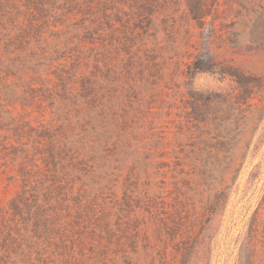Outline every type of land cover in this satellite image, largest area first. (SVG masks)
Wrapping results in <instances>:
<instances>
[{"label": "trees", "instance_id": "trees-1", "mask_svg": "<svg viewBox=\"0 0 264 264\" xmlns=\"http://www.w3.org/2000/svg\"><path fill=\"white\" fill-rule=\"evenodd\" d=\"M220 6L0 0V179L18 186L0 207V264H214L205 219L226 207V175L241 173L264 115V76L231 68L235 94L193 83L204 56L219 62L209 42ZM168 54L175 69L164 82ZM169 93L186 105L177 126ZM173 124L177 148L191 141L199 182L222 175L223 190L201 208L166 195L169 169L182 160L168 156ZM262 221L247 264H264Z\"/></svg>", "mask_w": 264, "mask_h": 264}, {"label": "rangeland", "instance_id": "rangeland-1", "mask_svg": "<svg viewBox=\"0 0 264 264\" xmlns=\"http://www.w3.org/2000/svg\"><path fill=\"white\" fill-rule=\"evenodd\" d=\"M243 4L247 8H243ZM216 19L219 33L216 40L209 42V46L212 49L210 54L218 56L219 62L216 66H210L209 54L204 56L203 62H206L204 66L207 69L204 72L193 73V83L202 91L235 94L239 91L238 85L233 77L225 73L231 68H237L247 75L264 76V0H221ZM208 20L210 21L211 17ZM172 57V54L167 55V58H171V63L166 71L164 82L169 81L175 69ZM188 71L190 72L189 68ZM158 93L156 92L157 95ZM168 96L167 100L171 106L174 105V108L170 110L172 114L170 117L177 126L182 119L177 118L176 115L182 114L186 106L185 101L181 98L175 101V96L170 93ZM168 96L164 94L162 98L166 99ZM160 101L161 99L159 104ZM164 106L163 104L162 107ZM154 112L159 113L160 109L156 108ZM260 117L263 118L262 125L255 135L244 168L240 174H236L235 168L226 175L230 188L226 207L224 205L215 215L205 219L207 225L213 228L214 264H247L246 257L255 235L253 230L259 223L262 226V219L264 220V115L258 114L256 121ZM146 122L145 127L148 129L152 118H148ZM175 132L177 133L178 129L174 127V124L165 132L172 143L168 156L174 157L176 152H181L179 156L182 160L177 166L174 165L169 169L165 180L167 185L164 186L168 191L166 195H170L168 198L170 203L182 201L191 208L192 202H196L201 208L213 201L217 193L223 190L224 186L219 182L222 175L216 172L217 179L212 180L209 177L207 181H204L202 176V182H199L201 177L197 178L192 173L194 163L190 159L191 141L185 139L181 141L183 148H177L179 144H173L174 140H172L175 138ZM244 151L245 149H238L239 153ZM128 160L132 161L133 157H128ZM128 170L129 168L125 169L124 180L129 175ZM198 171H202V168ZM117 174L120 173L117 172ZM17 190L18 186L9 184L3 176L0 179V207L6 206ZM118 191L119 195H123L124 187L119 185ZM263 231L261 227L259 233L262 234Z\"/></svg>", "mask_w": 264, "mask_h": 264}]
</instances>
